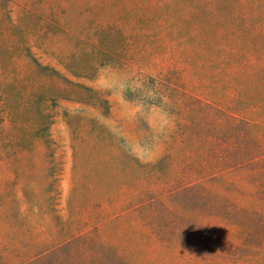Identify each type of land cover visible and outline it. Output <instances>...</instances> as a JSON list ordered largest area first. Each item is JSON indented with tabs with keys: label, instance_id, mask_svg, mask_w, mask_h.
I'll list each match as a JSON object with an SVG mask.
<instances>
[{
	"label": "rangeland",
	"instance_id": "obj_1",
	"mask_svg": "<svg viewBox=\"0 0 264 264\" xmlns=\"http://www.w3.org/2000/svg\"><path fill=\"white\" fill-rule=\"evenodd\" d=\"M7 11L58 73L23 55L0 71V251L80 228L21 264H264V176H206L247 88L235 53L264 58V0H0Z\"/></svg>",
	"mask_w": 264,
	"mask_h": 264
},
{
	"label": "trees",
	"instance_id": "obj_2",
	"mask_svg": "<svg viewBox=\"0 0 264 264\" xmlns=\"http://www.w3.org/2000/svg\"><path fill=\"white\" fill-rule=\"evenodd\" d=\"M0 21L1 39L6 38L5 32L8 33L9 39L12 38L9 45L0 48V71L7 70L12 72L14 64L10 58L16 55H23L27 59L28 64L32 68L34 67V70H47L51 73H58L46 65H41L36 60L27 44L28 40L25 37L23 27L19 26L17 22L13 23L10 20L8 11L3 12ZM3 55H5V58ZM242 57H244L242 54L235 53V72L240 83L245 82L247 88H245L246 91L244 89L237 90L238 104L236 117L233 116L232 118L233 130L222 134L220 155L213 164L208 166V169L215 168V170L206 174V176H213L214 173L223 174L226 171L235 169L244 170L250 175L259 174L264 176V114L262 117L261 112L264 109V86L260 85V81L263 84L264 58L256 54L252 58L245 56L243 60ZM258 96L261 97L259 104L253 99ZM247 100H251L250 104L244 105ZM226 118L228 119V116ZM257 164H259L258 170L254 167ZM262 197L264 199V193ZM254 214L258 215L259 212L255 211ZM79 230L80 228L65 237L48 242H37V244L27 242L30 244L29 251H10L12 253L10 254L5 248L0 251V264H21L78 233Z\"/></svg>",
	"mask_w": 264,
	"mask_h": 264
}]
</instances>
